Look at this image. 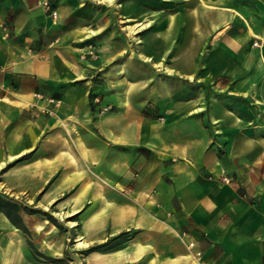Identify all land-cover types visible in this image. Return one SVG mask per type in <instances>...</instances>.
<instances>
[{
	"label": "crops",
	"instance_id": "crops-1",
	"mask_svg": "<svg viewBox=\"0 0 264 264\" xmlns=\"http://www.w3.org/2000/svg\"><path fill=\"white\" fill-rule=\"evenodd\" d=\"M38 1L0 0V190L64 230L0 209V264H264V0Z\"/></svg>",
	"mask_w": 264,
	"mask_h": 264
},
{
	"label": "rangeland",
	"instance_id": "rangeland-1",
	"mask_svg": "<svg viewBox=\"0 0 264 264\" xmlns=\"http://www.w3.org/2000/svg\"><path fill=\"white\" fill-rule=\"evenodd\" d=\"M50 1L52 4L51 6L52 9L56 10L57 14L54 15L51 13V11H45V12L51 15L53 19H57L60 17V11L58 10V7H57V1L55 0H50ZM38 4L39 6L43 7L41 0L38 1ZM8 17L13 18L14 13L9 12ZM92 54L93 52L86 53L85 57H87L88 55L92 56ZM92 95L94 94L91 93V96ZM19 201L20 202H16V201H13L12 199H9L8 195L0 190V209L3 210L13 220V222H15V224L20 226L24 234L28 236L29 239L30 238L33 239V235L25 229L23 222L21 220V217L18 215V210L21 208H23L25 211L35 212L43 216H46L52 223L56 224L59 228L64 230V224L62 222L61 223L58 222L56 217H54L49 211L43 210L41 208L30 207L28 205L23 204L22 200H19ZM65 235H67L66 232H65ZM30 243L32 244V246H34L33 242L30 241ZM33 249H34L35 254H37V256L38 255L42 256L44 260H46L49 263L52 262V263H58V264H85V261L83 260V258L85 254H87V251H88V249H82V248L79 250L73 249L71 234H69L67 238L65 236V246L59 257H55L50 254L46 255L42 251H39V249H36V248H33ZM77 257L79 259V262H78Z\"/></svg>",
	"mask_w": 264,
	"mask_h": 264
},
{
	"label": "built area",
	"instance_id": "built-area-1",
	"mask_svg": "<svg viewBox=\"0 0 264 264\" xmlns=\"http://www.w3.org/2000/svg\"><path fill=\"white\" fill-rule=\"evenodd\" d=\"M41 3L43 4V7L46 11H51L52 14L56 15L57 11L52 9V4L50 0H41ZM4 70V67L0 66V72Z\"/></svg>",
	"mask_w": 264,
	"mask_h": 264
}]
</instances>
